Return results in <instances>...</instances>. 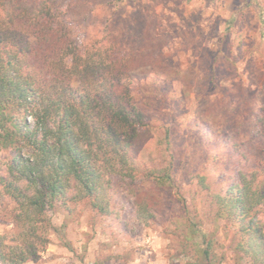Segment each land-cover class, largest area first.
Wrapping results in <instances>:
<instances>
[{
	"label": "rangeland",
	"instance_id": "374dc122",
	"mask_svg": "<svg viewBox=\"0 0 264 264\" xmlns=\"http://www.w3.org/2000/svg\"><path fill=\"white\" fill-rule=\"evenodd\" d=\"M66 1L81 44L122 49L137 61L135 97L147 120L133 150L142 171L135 179L114 176L106 215L88 199L49 209L56 230L29 264H187L197 255L191 258L195 250L175 233L184 205L214 241L212 264H251L237 250L240 233L217 216L214 195L240 174L264 186V132L256 118L264 106V0L60 5ZM7 155L0 150L1 159ZM170 163L175 188L147 177ZM145 204L154 219L139 217ZM260 214L264 219V206ZM12 231L11 219L2 216L0 232Z\"/></svg>",
	"mask_w": 264,
	"mask_h": 264
},
{
	"label": "trees",
	"instance_id": "16d2710c",
	"mask_svg": "<svg viewBox=\"0 0 264 264\" xmlns=\"http://www.w3.org/2000/svg\"><path fill=\"white\" fill-rule=\"evenodd\" d=\"M66 2L0 0V150L8 153L0 158V221L13 224L11 234L0 232V264L38 261L56 230L49 209L88 199L106 215L114 176L135 179L142 171L133 150L147 120L135 97L137 61L122 49L81 44ZM256 118L264 132V106ZM172 168L146 174L175 188ZM252 177L240 174L214 202L217 216L240 233L237 250L264 264V186ZM199 182L208 187L203 176ZM147 208L139 210L146 221L156 217ZM183 216L175 233L197 255L187 264H212L214 241L188 206Z\"/></svg>",
	"mask_w": 264,
	"mask_h": 264
}]
</instances>
